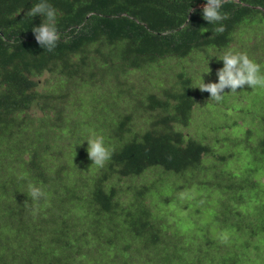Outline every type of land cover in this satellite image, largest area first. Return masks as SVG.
<instances>
[{"label":"trees","instance_id":"1","mask_svg":"<svg viewBox=\"0 0 264 264\" xmlns=\"http://www.w3.org/2000/svg\"><path fill=\"white\" fill-rule=\"evenodd\" d=\"M38 2L0 0V264H264V88H197L228 50L264 74V0H47L51 51Z\"/></svg>","mask_w":264,"mask_h":264},{"label":"clouds","instance_id":"2","mask_svg":"<svg viewBox=\"0 0 264 264\" xmlns=\"http://www.w3.org/2000/svg\"><path fill=\"white\" fill-rule=\"evenodd\" d=\"M224 2L225 0H206L202 9V18L210 24L226 19V16L220 12ZM25 15L43 17L41 25L32 29L35 40L40 47L48 51L55 48L60 40V35L56 28V10L51 4L47 0H39L25 12ZM214 31L222 33L224 28L220 26ZM217 59L223 61V67L216 71L218 82L205 83L201 77L202 82L197 87L201 92L209 93L210 100L219 103L224 99L225 93H236L238 89H243L245 86L251 89L264 88V74L261 73V65L250 59L247 53L228 50ZM210 71L209 68L207 73ZM226 89L230 91L226 92ZM86 141L88 158L92 164L102 167L111 157L110 151L104 145L103 138L92 134ZM27 196L33 201H38L44 196V193L41 188L29 184ZM178 198L184 199L186 194L181 192L178 194ZM219 239L222 243H227L229 237L227 233H223Z\"/></svg>","mask_w":264,"mask_h":264},{"label":"rangeland","instance_id":"3","mask_svg":"<svg viewBox=\"0 0 264 264\" xmlns=\"http://www.w3.org/2000/svg\"><path fill=\"white\" fill-rule=\"evenodd\" d=\"M214 74H215V73H214ZM215 75H216V74H215ZM47 76H48V74L45 73L43 76H41V77H37V81L40 82V83H43L44 79H45ZM209 101H210V103H212V104H213V103H216L215 101H211V100H209ZM200 106H201V108H202V111H203V110L206 111V110L208 109L207 107H208L209 105H206V103L203 102V103H200ZM216 107H218V108H219V107H220V108H222V107H223V108H226L225 105L222 104V102H221V103L219 102L218 105H217ZM216 109H217V108H216ZM197 113L200 114L201 111H198ZM194 122H195V123H198V121H194ZM241 122H242V121H241Z\"/></svg>","mask_w":264,"mask_h":264}]
</instances>
